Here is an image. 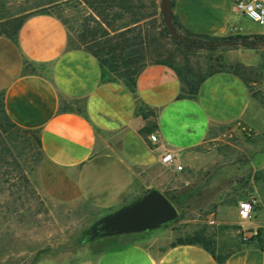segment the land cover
Returning <instances> with one entry per match:
<instances>
[{"label": "crops", "instance_id": "1", "mask_svg": "<svg viewBox=\"0 0 264 264\" xmlns=\"http://www.w3.org/2000/svg\"><path fill=\"white\" fill-rule=\"evenodd\" d=\"M173 1V13L192 31L215 36L264 34V25L249 19L235 0ZM68 41L66 26L46 13L25 20L18 43L0 35V88L6 110L18 125L40 130L45 153L42 190L56 201L85 200L100 210L120 207L150 189L136 171L161 161L160 150L175 151L181 164L192 156V149L224 128L252 120L255 99L237 74L214 73L195 99L178 98L182 82L177 72L153 62L137 79L140 99L158 112L157 130L145 136L141 129L148 120L137 114L134 94L123 83L103 82L98 60L83 49H71ZM31 63L38 71H31ZM152 134L158 136L157 142L151 140ZM256 161L264 168V146ZM258 206L249 226L260 223L255 221ZM38 264L58 263L44 259ZM69 264L219 263L198 245H167L156 251L130 238ZM223 264H264V250L244 245Z\"/></svg>", "mask_w": 264, "mask_h": 264}, {"label": "rangeland", "instance_id": "2", "mask_svg": "<svg viewBox=\"0 0 264 264\" xmlns=\"http://www.w3.org/2000/svg\"><path fill=\"white\" fill-rule=\"evenodd\" d=\"M43 1L51 0H0V29L3 18L38 12L43 7L68 22L75 41L86 20L91 21V26L96 25L89 17L91 10L84 0H59V4L42 6ZM134 1L146 5L140 9L141 13L151 15L139 26L155 39L148 61L170 59L183 64L188 59L195 68L203 71L209 68L210 54L206 50L185 54L165 33L160 0ZM117 11L123 12L119 8ZM129 15L125 14L116 23L128 20ZM215 55H222L225 64L242 62L253 68L254 77H259L264 45L251 48L239 43L219 49ZM257 87L262 94L255 99L252 120L248 123L254 129L252 136L240 134L231 140H219L215 145L210 142L192 149V156L181 163V170L162 161L153 167L137 168L138 180L143 186L167 192L194 190L195 194L179 208L178 221L132 240L158 251L179 237L206 229L216 238L218 252L251 244V239L259 234L264 245V168L256 161L264 146V87L260 79ZM2 91L0 88V93ZM33 140L32 134H7L0 126L3 152L0 156V264H38L44 259L69 264L125 244L128 240L120 236L76 244L77 237L91 230L102 211L85 200L56 201L42 190L40 176L45 158L33 147ZM251 195L261 199L255 217L260 223L255 226L243 223L237 211L239 201ZM244 229L248 235L251 231L257 234L246 239Z\"/></svg>", "mask_w": 264, "mask_h": 264}, {"label": "trees", "instance_id": "3", "mask_svg": "<svg viewBox=\"0 0 264 264\" xmlns=\"http://www.w3.org/2000/svg\"><path fill=\"white\" fill-rule=\"evenodd\" d=\"M84 2L91 10L89 17L96 25L91 26V21L86 20L79 32L77 41L72 38L71 27L68 25V22L62 16L55 14L48 9H44V7L38 12L27 13L26 15H18L16 13L12 14L8 19L3 18L4 20L1 22L0 35H5L18 43L20 29L29 16L37 13H46L56 16L62 21L68 30V46L71 49H83L91 53L98 60L101 68L102 81L123 83L134 94L137 104V114L148 120V124L141 129V132L145 136L155 132L158 128L156 121L158 116L157 109L144 103L140 99L137 90L138 76L149 63H163L169 65L177 72L182 82L178 98L195 99L202 83L212 74L222 71H230L240 76L248 86L253 98H260L262 91L258 89L257 84L260 79L261 85L264 87V61L261 66L259 77L258 75L254 77L253 68H250L242 62L225 64L224 57L222 55H215V52L219 49L235 47L239 43L244 46L256 48L264 45V34H230L227 36H215L199 33L186 28L173 13L174 23L178 31L184 37V40L180 41L173 37L163 21L165 33L171 36L173 41L180 46L182 52L185 54H192L201 49L206 50L210 54V64L209 68L203 71L195 68L188 59H186L183 64L176 63L170 59L148 61L150 58L151 45L155 42V39L153 37L151 38L150 33L144 32V30L139 27L144 20L151 16L149 13L144 14L140 12V9L146 7L141 1L139 4L134 0H84ZM56 4H59V0L43 1L40 5ZM117 8L123 10V12L117 11ZM125 14H130L129 19L122 23H116L117 20L124 18ZM30 66L31 71H38L39 67H37L38 65H36V63H31ZM69 108L73 109V107H62L61 110H67ZM80 111L83 113L82 109H80ZM0 126L7 134H13L14 132L16 134H32L34 137L33 147L36 148L37 152L45 158L40 130L24 128L14 122L5 107L4 90L0 93ZM1 155H3V152L0 149V156ZM164 193L178 207V209H181L184 207L185 202L194 196L195 191H164ZM138 197L139 196H136L132 199L126 200L121 206L132 202ZM117 208L101 210V217L113 212ZM166 225L168 224H165L164 226ZM90 231L91 230H87L77 237L76 244L82 245L106 236L99 235V237L92 238ZM145 232L113 236H120L127 241L130 238H135ZM251 242L252 243L248 245H254L264 250L261 234L252 238ZM181 244L198 245L205 248L215 257L219 264H223L236 250L242 247L239 246L225 252H218V242L216 238L206 229L196 230L185 237H179L174 240L170 246Z\"/></svg>", "mask_w": 264, "mask_h": 264}, {"label": "water", "instance_id": "4", "mask_svg": "<svg viewBox=\"0 0 264 264\" xmlns=\"http://www.w3.org/2000/svg\"><path fill=\"white\" fill-rule=\"evenodd\" d=\"M160 12L170 34L183 41L173 17V0H160ZM178 207L158 188H150L132 202L102 216L92 227V238L141 233L178 221Z\"/></svg>", "mask_w": 264, "mask_h": 264}, {"label": "built area", "instance_id": "5", "mask_svg": "<svg viewBox=\"0 0 264 264\" xmlns=\"http://www.w3.org/2000/svg\"><path fill=\"white\" fill-rule=\"evenodd\" d=\"M236 7L240 9L249 19L264 25V1L263 0H235ZM237 27L234 28V32H237ZM236 34V33H235ZM243 134L252 136L254 129L248 125L245 121H239L234 125H230L223 129L215 138L206 142H214L217 144L219 140H231L238 135ZM151 140L157 142L158 136L156 134L151 135ZM211 146V144H210ZM161 161L166 165H175L177 169H183V165L177 163V154L173 150H160ZM260 200L257 196L251 195L244 198L238 203V215L243 223L251 222L254 218V213L259 205ZM256 231H251V235L247 234V230L244 229V236L249 239L250 236L256 235Z\"/></svg>", "mask_w": 264, "mask_h": 264}, {"label": "flooded vegetation", "instance_id": "6", "mask_svg": "<svg viewBox=\"0 0 264 264\" xmlns=\"http://www.w3.org/2000/svg\"><path fill=\"white\" fill-rule=\"evenodd\" d=\"M91 233H93L94 231H93V229L91 228V231H90Z\"/></svg>", "mask_w": 264, "mask_h": 264}]
</instances>
